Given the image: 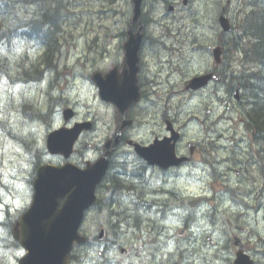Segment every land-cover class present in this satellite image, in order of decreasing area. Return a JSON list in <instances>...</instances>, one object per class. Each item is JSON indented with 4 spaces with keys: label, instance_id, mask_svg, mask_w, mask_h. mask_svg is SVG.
<instances>
[{
    "label": "clouds",
    "instance_id": "clouds-1",
    "mask_svg": "<svg viewBox=\"0 0 264 264\" xmlns=\"http://www.w3.org/2000/svg\"><path fill=\"white\" fill-rule=\"evenodd\" d=\"M138 2L116 0L97 32L108 0H0V264H28L41 173L100 164L61 264H264V137L248 127L264 55L225 71L216 51L264 48V0H143L144 17ZM110 81L132 99L109 98Z\"/></svg>",
    "mask_w": 264,
    "mask_h": 264
},
{
    "label": "water",
    "instance_id": "water-1",
    "mask_svg": "<svg viewBox=\"0 0 264 264\" xmlns=\"http://www.w3.org/2000/svg\"><path fill=\"white\" fill-rule=\"evenodd\" d=\"M141 0L134 6L135 12L140 11ZM129 62H134V47L129 45ZM218 57V53H217ZM109 98L117 103L125 104L133 97L130 84L124 89L118 88L114 82L102 86ZM164 159V154H158ZM103 169V164L88 173L80 174L71 169L64 172L43 171L37 184V196L32 211L25 217V223L30 228V257L28 264H61L65 241L70 235V229L77 219L79 208L87 202L90 186ZM73 185L77 190L69 197L64 210L56 219L46 226L53 215L57 200ZM241 264V263H239Z\"/></svg>",
    "mask_w": 264,
    "mask_h": 264
},
{
    "label": "trees",
    "instance_id": "trees-1",
    "mask_svg": "<svg viewBox=\"0 0 264 264\" xmlns=\"http://www.w3.org/2000/svg\"><path fill=\"white\" fill-rule=\"evenodd\" d=\"M242 40H244V43H242ZM230 43L234 46V49L236 51H239L243 48L244 51L242 54H244V60L248 63H251L257 56L264 55V48H261L260 46L253 45L250 40H246L244 38H241L236 41H230ZM230 44V45H231ZM61 43L59 42V39H54L52 44L50 45L49 52L47 55V61L51 65L54 62V59L57 58L59 48L61 47ZM232 51L233 48H230ZM252 74L251 76H254ZM241 86H244V88L250 87V82L248 78L243 79V83ZM248 118L250 123L253 126V130L255 133V137H259L264 135V112H251L248 114Z\"/></svg>",
    "mask_w": 264,
    "mask_h": 264
},
{
    "label": "rangeland",
    "instance_id": "rangeland-1",
    "mask_svg": "<svg viewBox=\"0 0 264 264\" xmlns=\"http://www.w3.org/2000/svg\"><path fill=\"white\" fill-rule=\"evenodd\" d=\"M115 4H116V0H114L113 2H110V0H108V7L107 8L101 7V8L95 9V12L97 13V15L100 18V22L96 25V27L93 29V31L101 32L105 27H107L108 19H110V18H106V13L109 11H114ZM95 37H97L98 41L102 42L100 35L92 36L90 38L91 42H92L93 38H95ZM68 39L71 40V39H73V37L69 36ZM63 43H67V41H63ZM231 48L234 49V46L232 44H231ZM233 58L235 61H238L237 56H233Z\"/></svg>",
    "mask_w": 264,
    "mask_h": 264
},
{
    "label": "bare ground",
    "instance_id": "bare-ground-1",
    "mask_svg": "<svg viewBox=\"0 0 264 264\" xmlns=\"http://www.w3.org/2000/svg\"><path fill=\"white\" fill-rule=\"evenodd\" d=\"M145 8H144V10H143V12H142V15H141V17H144L145 16ZM236 41V40H235ZM261 137H264V135L263 136H261Z\"/></svg>",
    "mask_w": 264,
    "mask_h": 264
},
{
    "label": "flooded vegetation",
    "instance_id": "flooded-vegetation-1",
    "mask_svg": "<svg viewBox=\"0 0 264 264\" xmlns=\"http://www.w3.org/2000/svg\"><path fill=\"white\" fill-rule=\"evenodd\" d=\"M239 98V102H241V96L238 97ZM196 153V150L194 149L193 151V155Z\"/></svg>",
    "mask_w": 264,
    "mask_h": 264
}]
</instances>
